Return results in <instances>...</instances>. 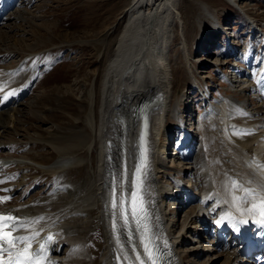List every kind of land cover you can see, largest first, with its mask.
Here are the masks:
<instances>
[{"label": "bare ground", "instance_id": "obj_1", "mask_svg": "<svg viewBox=\"0 0 264 264\" xmlns=\"http://www.w3.org/2000/svg\"><path fill=\"white\" fill-rule=\"evenodd\" d=\"M180 2L181 0H132L124 12L127 15L124 28L102 80L97 124L93 109L95 92L90 89L86 96L89 99L90 110L83 120L88 131L82 129L83 133L62 137L58 141L52 138L45 141L37 140L56 154L57 158L52 167L47 168L46 165L29 159V153L23 154L21 159L15 161L16 164L11 163L17 170H23L18 180L13 179L14 186L21 185V188L25 186L28 177L26 170L30 169L29 167L35 169L31 171L49 173L55 176V180L64 181L63 185L55 189L58 195L49 194L46 205L41 199L28 200L12 206L0 200V216H11L16 222L24 224L21 227L18 223L15 230L11 226L3 227V232L9 233L10 238L31 237L30 252H36L41 244H46L44 252L32 257L35 264H92V262L94 264L86 243H90L87 241V232L91 229L92 210L97 207L100 208L97 217L103 224L105 232V246L99 256V264H139L137 255L144 264H151L143 253L141 238L133 227L134 222L131 218L133 213L130 209L140 130V120L134 107L141 101H147L152 105L148 115V162L140 171L143 176L141 200L147 216L145 221L148 234L155 246L165 251L170 260L169 264H198L196 261L202 255L198 244L208 236L210 230L212 234L209 238H213L235 227L244 239L246 235L242 231L243 227L249 225L253 228L249 236L264 238V227L254 222L260 219L259 211L257 210L255 215L246 212L241 215L233 206L232 197L243 196L244 192L231 190V181L234 180L243 188L254 189L259 193L255 201L249 197L248 203L241 204L242 209L251 207L252 202L259 204L260 199H264V114L263 116L260 114L259 117L250 115L246 112L248 107L245 109L241 105L239 107L231 105L233 109L229 111L220 100H216L214 104H209L205 108L198 126H193L198 131L187 129L180 109L182 105H188L189 101L185 94L177 96L174 91L173 69L169 57L170 45L174 41L172 26L178 22H181L183 27L185 24L180 12ZM226 2L238 4L237 0ZM16 4L18 9L21 0L18 2L0 0V27L5 25L4 20H12L15 23L24 21L23 15L26 12L24 9L15 10L9 16H5L6 11L12 10ZM207 6L204 3L198 4L201 17L205 19H209ZM211 18L213 19L212 15ZM218 24L216 20V25ZM214 26L215 24L209 27ZM8 27L3 26L5 29ZM13 28L11 26V29ZM0 34L1 37L6 36L5 32ZM184 34L181 45L186 59L188 79L192 88L202 92L203 99L200 103L204 100L203 104H206L207 87L204 91L196 78L197 68L190 62L192 52L191 54L188 52L191 44L186 42ZM1 43L4 44L2 41ZM201 44L202 42L198 40L194 45ZM5 47L1 57L7 61V52L10 49L7 50ZM200 48L201 51L205 50L204 47ZM207 62L208 65L221 63L218 58L214 62L211 60ZM25 70V74H21L20 70L13 68L12 65L0 69V115L11 113L0 119L1 152L16 143L9 139V136L10 138L12 136L11 132L1 131L3 126L10 123L16 125L25 120L26 116L45 120L41 117L42 112L40 113L42 115H38L39 110L35 108L37 101L40 100V94L35 93L25 104L21 102L36 75L29 67L25 66ZM241 79L240 75L236 78L237 89L245 84ZM260 91L264 99V88ZM18 114L19 120L16 119ZM169 116L184 129V137L182 135L180 137H183L181 146L183 153L178 155L176 161L170 160L172 155L168 151L170 140L167 137L166 123ZM257 121L259 125H256ZM195 134L202 136V141L199 140L201 142L199 152L192 149L197 138ZM13 135L21 136L17 131H14ZM30 141L34 142L35 139L30 138ZM93 147L97 150L96 179L91 168H86L88 174L80 185L82 190L75 189L77 186L67 182L66 175L72 169L85 166L89 162V158L81 160L77 154L84 150L89 155ZM27 160L33 165L26 163ZM7 165H0V183L6 182L9 175L5 170L11 165ZM13 185L4 188L8 187L7 190L11 192ZM167 201L172 202L168 210ZM181 208L184 209L186 216L180 220L183 218L180 215L176 221L177 211ZM226 215L233 219L217 223ZM243 220L248 222L239 223ZM2 222L5 225L12 223L7 220ZM70 222L75 228H79L77 227L79 223L80 228L74 230ZM71 227L74 231L70 230ZM49 236L52 239L46 241ZM188 239L191 240L190 247H186ZM242 244L244 245V242L235 241L233 250H229L230 247L228 248L225 242L218 245L211 253V256L214 255L211 264L220 258L224 260V264H245V255L237 254V251L244 250ZM4 247L5 250L0 251V261H7L10 258L7 245ZM25 247L24 242H17L11 251L22 252ZM68 252L74 253L68 255ZM23 259L25 256L20 257V260Z\"/></svg>", "mask_w": 264, "mask_h": 264}, {"label": "rangeland", "instance_id": "obj_2", "mask_svg": "<svg viewBox=\"0 0 264 264\" xmlns=\"http://www.w3.org/2000/svg\"><path fill=\"white\" fill-rule=\"evenodd\" d=\"M33 1L35 2L32 3V0H21L19 10L16 9L17 4L15 6V10L21 11L24 9V12H27L23 15V22L15 23L12 20H4L5 25L9 26L8 29L3 28L5 25L0 27V32L6 33L5 37L0 36V69L12 65L13 68L16 67V69L20 70L21 74H25L26 66L31 69L33 74L36 73L21 102L25 104L32 95L35 93L40 94V100L37 101L35 108L39 110L38 115H44L41 117L45 120L26 116L25 120L18 122L16 125L15 123H10L3 126L1 131L4 133L11 132L12 136L11 138L9 136V139L16 143L6 147L4 152L0 151V165L8 164L7 166H9L12 162V164H16L15 161L21 159L23 154L29 153V159L36 160L49 168L53 166L57 156L47 145H42L37 140L45 141L52 138L58 141L62 137L88 131L83 120L90 110L89 99L86 97L90 89H93L95 92L93 109L97 124L102 80L105 76L107 65L114 56L115 47L124 28L127 18L124 12H126L132 0ZM237 1L238 4H229L226 0H181L180 2V12L185 24L183 27V24L178 22L172 26L174 41L170 45L169 57L173 69L174 91H176L177 96L181 93L185 94L189 101L188 105L184 104L180 109L183 119L187 115L190 118H195L196 115L200 116L203 112V109L200 107L202 104L200 103L201 99L197 101L199 104L191 105V97L195 95L199 98V92L196 90L197 88H192L188 79V70L185 65L186 59H184L185 55L181 45L185 32L184 37L186 42L188 41L191 44L188 49L189 54L192 52L190 62L192 66L197 68L195 71L196 78L201 83V87L208 86L211 89L209 96L212 95L213 99H210V102L213 103L215 100H220L229 111H232L231 105L238 107L241 105L245 109L248 107L246 112L250 115H257L259 117L264 114V99L260 91L264 87V75H256L255 72L259 53L263 52V50L261 51L264 45L263 37L259 33V28L256 30L258 33L254 39L249 41V37H247L251 31L250 22L253 20L259 23L264 22V0ZM200 3L208 5L209 16L211 17L212 15L213 19L211 18V20L209 16L208 18L213 23L209 19L201 17V11L198 8V4ZM216 20L226 26L227 35H231V37L232 35L236 36L237 42L240 45L238 49L241 51V58H244L246 63L235 60L231 64L232 61H230L228 71L227 68L224 70L221 66L215 68L207 64V61L211 60L214 62L216 59V57H213L212 45L215 43L218 33L215 32L214 28H210L214 24L216 25ZM11 26L14 28L11 29ZM16 26L19 27L17 28ZM17 39L22 42H18ZM198 40L202 44L200 46L194 45ZM14 45H16V49L13 47ZM4 47L7 50H11L7 52V61L1 57L3 55L2 51L5 50ZM200 47H204L205 49V55L203 56L204 51H201L202 48ZM232 68L235 70H232ZM232 71L242 76V82L248 86L245 91L243 90V86H240L237 89L238 92L232 94L228 92V82L234 77ZM257 80L262 84V88L260 84H256ZM204 105L206 106L205 103ZM191 110L192 113L190 115L188 112ZM41 112L42 114H40ZM10 114L8 112L5 115H0V119H4ZM16 119H20V114H18ZM175 122L170 116L168 117L166 131L169 140L173 137L175 130H177V123ZM256 125H259L258 121ZM193 130L198 131L196 127H193ZM14 131H17L21 136L13 135ZM195 135L197 138L195 137L192 149H196L194 152H199L198 148L201 144L202 136L201 134ZM30 138L35 139V141H30ZM96 155V147L90 150L89 155L84 150L79 151L77 154V157L81 160L89 158V162L85 166H79L67 173V182L76 185L78 188L75 187V189L82 190V186L80 185L85 175L88 174L86 173V168H91L94 179H96ZM193 157L195 156L193 155ZM25 162L33 165L30 160ZM197 163L199 162L197 161ZM29 168L26 170L28 175L27 183L22 188L21 185L14 186L13 179L15 181L18 180L23 170H17L13 165L5 170L9 175L6 178V182L2 181L4 183H0V198H8L6 200L0 199L5 204L12 206L17 203H25L28 200L41 199L46 205L48 196L52 194L58 195L55 189L63 185L64 181L55 180V176L49 173L37 170L31 171L33 168ZM11 185L13 186L10 192L7 189ZM4 186L8 187L4 188ZM17 199H22V201H16ZM171 203L170 201L166 202V210L171 206ZM173 212L172 210L171 213ZM99 213L100 208L98 207L92 210L93 220L90 225L91 229L87 232V241L90 243L87 244V242L86 246L90 247L92 241L94 242V250H92L95 254L94 260L92 258L94 264H99L98 259L105 246L104 226L97 217ZM70 226L74 230L80 228L79 223L77 224L79 228H75L71 222ZM72 227L70 230L74 231ZM76 233L75 231L74 234ZM187 241L186 247H190L191 240L188 239ZM201 241L198 245H200ZM64 251L65 248L62 252L64 253ZM70 253L74 252H68V255ZM201 256L196 261L198 264H208V261H211L209 263L211 264L214 261L200 258ZM213 264H224V260L220 258V260L215 261Z\"/></svg>", "mask_w": 264, "mask_h": 264}, {"label": "snow or ice", "instance_id": "obj_3", "mask_svg": "<svg viewBox=\"0 0 264 264\" xmlns=\"http://www.w3.org/2000/svg\"><path fill=\"white\" fill-rule=\"evenodd\" d=\"M7 99V96L4 97ZM140 169H137V173L139 174ZM136 186H139L138 180L134 182ZM231 190L232 191H237V190H242L244 192L243 196H233L232 197V204L237 208L238 211L241 212V215H244L245 212L249 215H255L257 213V210L259 211V216L260 219L258 221H254L255 223H258L262 226H264V199H260L259 204L252 202L251 207L247 209H242L240 207L241 204L248 203L249 202V197L253 198V201H255L256 197L259 196V193H257L254 189H248V188H243L241 185H239L236 181H231ZM3 200L8 199L7 197L0 198ZM123 202V201H121ZM116 202H115V190L113 191V207L115 208ZM138 206L142 210V200L139 201L138 204V197L137 193L134 191L132 195V208H133V214L135 216L137 212ZM232 220L233 218L230 215H226L221 218V221H218L217 223H221L223 220ZM7 220L12 222L11 225H0V251H4L5 247L4 245H7V250L9 254V259L7 261H0V264H35V261L32 259V257L39 256L40 253L45 251L46 244H41L40 248L36 252H30V240L32 239L31 237H9V233L3 232L2 229L3 227H9L11 226L13 230H15L17 224L19 223V226L23 227L24 224L21 222H16L14 217L8 216V217H2L0 216V221ZM247 220L239 221V223H247ZM113 228L115 229V224L113 225ZM148 232L147 225L144 226V234L141 236V244L143 246L144 254L147 256L148 260L151 261V264H156V259L153 254V249L149 247L150 244V239L146 238ZM52 239L51 236L46 238V241H50ZM17 242H24L26 244V247L23 249V251H17L13 253L11 249L15 247V244ZM21 256H25V259L20 260ZM12 257H15L13 259ZM137 261L139 264H144V262L141 260L140 256H136Z\"/></svg>", "mask_w": 264, "mask_h": 264}]
</instances>
